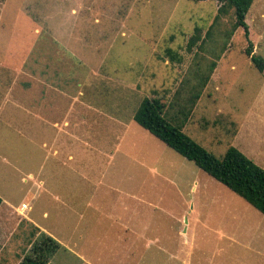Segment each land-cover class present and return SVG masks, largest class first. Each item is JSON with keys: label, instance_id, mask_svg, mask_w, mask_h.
Masks as SVG:
<instances>
[{"label": "rangeland", "instance_id": "obj_1", "mask_svg": "<svg viewBox=\"0 0 264 264\" xmlns=\"http://www.w3.org/2000/svg\"><path fill=\"white\" fill-rule=\"evenodd\" d=\"M218 7L212 0H0V264H18L30 253L28 219L60 245L50 264H264V214L162 142L160 164L172 183L148 171L140 177L147 186L140 189L161 200L130 204L131 227H142L143 234L127 233L101 213L90 232L74 230L77 220L61 218L70 212L68 204L44 202L43 188L32 186L29 174L38 173L44 159L43 140H31L26 116L12 113V88L26 86L35 54L78 49L80 58L73 61L102 57L114 77L132 80L141 73L147 94H164L168 114L183 117L199 73L218 53L183 131L219 158L235 146L264 168V70L245 53L251 43L252 53L264 58V0L251 3L248 37L243 28L230 33L231 12L214 27L213 39L189 50L195 26L204 35ZM169 47L181 62L170 59ZM29 147L36 150L32 166ZM130 173L136 180L137 172ZM23 202L29 205L25 211ZM94 207L90 203L88 210Z\"/></svg>", "mask_w": 264, "mask_h": 264}, {"label": "crops", "instance_id": "obj_2", "mask_svg": "<svg viewBox=\"0 0 264 264\" xmlns=\"http://www.w3.org/2000/svg\"><path fill=\"white\" fill-rule=\"evenodd\" d=\"M75 50L78 49L70 55L62 50L35 54L26 72V86L12 88L13 117L22 112L35 134L31 140H43L44 159L38 173L31 170L29 174L32 186L43 188L44 202L61 200L68 204L70 212L61 218L77 220L74 230L90 232L101 213L127 233L142 235V227H131L130 204L151 203L161 197L144 194L140 188L147 185L140 177L156 171L171 182L163 174L167 170L165 164H160L165 143L134 119L141 100L149 96L142 75L137 74L132 80L114 77L103 66L102 57L86 58L87 63L73 61L80 58ZM80 66L85 69L81 71ZM81 76H85L86 85L80 82ZM35 151L29 147L30 166L37 160L32 153ZM131 171L137 172L136 180ZM124 180L129 181L131 188L123 186ZM96 200L99 201L95 203ZM83 203L86 208H82ZM90 203L95 205L92 210H88ZM22 204L23 211L29 208L27 203ZM44 214L48 215L46 210ZM28 221L31 227L38 228L36 236L39 235L42 228L35 221ZM159 246L166 249L162 243ZM76 255L80 261L86 259L83 254Z\"/></svg>", "mask_w": 264, "mask_h": 264}, {"label": "trees", "instance_id": "obj_3", "mask_svg": "<svg viewBox=\"0 0 264 264\" xmlns=\"http://www.w3.org/2000/svg\"><path fill=\"white\" fill-rule=\"evenodd\" d=\"M212 1L219 3L214 21L204 35L202 34V27L195 26L194 33L187 44L189 50L197 45L201 48L204 42L213 39L214 27L220 24L222 17L229 15L231 12L234 14V22L230 33L238 28H243L245 36L248 37L246 17L253 0ZM166 53L172 61H182V56L176 50L169 47L166 49ZM245 53L251 57L252 62L259 71L264 70V58L252 53L251 43L246 48ZM214 56L215 59L209 63L208 71L199 73L198 82L193 85L194 91L191 92L186 103L183 104L181 110L183 117L168 114L165 95L155 90L151 95L141 100L135 111L134 119L140 126L159 138L167 146L193 161L202 170L229 187L264 214V168L256 164L235 146L228 147L223 157L219 158L183 131L192 109L217 66L220 55L214 53ZM2 201L0 197V205ZM31 228L29 242L31 251L25 254L18 264H48L60 245L53 237L45 233L41 232L36 236L38 228L34 226Z\"/></svg>", "mask_w": 264, "mask_h": 264}]
</instances>
